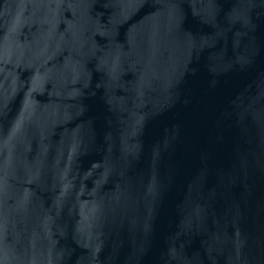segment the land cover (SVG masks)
I'll return each instance as SVG.
<instances>
[{
  "label": "water",
  "instance_id": "95a60500",
  "mask_svg": "<svg viewBox=\"0 0 264 264\" xmlns=\"http://www.w3.org/2000/svg\"><path fill=\"white\" fill-rule=\"evenodd\" d=\"M0 264H264V0H0Z\"/></svg>",
  "mask_w": 264,
  "mask_h": 264
}]
</instances>
